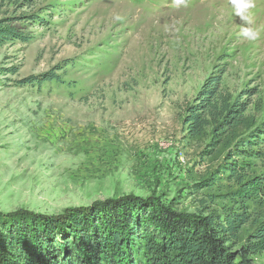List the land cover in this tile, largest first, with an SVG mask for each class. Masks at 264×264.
I'll list each match as a JSON object with an SVG mask.
<instances>
[{
	"label": "rangeland",
	"instance_id": "374dc122",
	"mask_svg": "<svg viewBox=\"0 0 264 264\" xmlns=\"http://www.w3.org/2000/svg\"><path fill=\"white\" fill-rule=\"evenodd\" d=\"M255 3L260 35L249 42L229 0H0V20L29 37L0 45V213L58 215L130 196L241 214L231 247L243 246L264 225V191L249 185L264 177V147L246 143L264 124V0ZM219 71L221 93L246 103L243 118L192 137L187 108ZM45 73L57 78L18 83ZM252 258L264 264V249Z\"/></svg>",
	"mask_w": 264,
	"mask_h": 264
},
{
	"label": "trees",
	"instance_id": "16d2710c",
	"mask_svg": "<svg viewBox=\"0 0 264 264\" xmlns=\"http://www.w3.org/2000/svg\"><path fill=\"white\" fill-rule=\"evenodd\" d=\"M14 39L29 37L0 20V45ZM56 78L45 73L18 83L37 85ZM221 81L222 72H212L187 108L184 124L190 136H199L210 123L216 131L243 118L246 103L222 94ZM250 137L247 144L264 147V124ZM227 171L233 176L235 166ZM249 185L256 194L264 191V177ZM0 218V264H255L252 255L264 249V225L239 249L231 247L245 222L241 214L195 216L130 196L58 215L17 210L0 213Z\"/></svg>",
	"mask_w": 264,
	"mask_h": 264
},
{
	"label": "clouds",
	"instance_id": "9594fccd",
	"mask_svg": "<svg viewBox=\"0 0 264 264\" xmlns=\"http://www.w3.org/2000/svg\"><path fill=\"white\" fill-rule=\"evenodd\" d=\"M173 2L177 8L187 6V0H173ZM229 4L233 9V14L242 21L239 35L249 42L255 41L260 35L259 30L250 26L253 23L251 10L256 7L255 0H229ZM115 19L119 21L122 17L117 15Z\"/></svg>",
	"mask_w": 264,
	"mask_h": 264
},
{
	"label": "bare ground",
	"instance_id": "6f19581e",
	"mask_svg": "<svg viewBox=\"0 0 264 264\" xmlns=\"http://www.w3.org/2000/svg\"><path fill=\"white\" fill-rule=\"evenodd\" d=\"M111 171V170H110Z\"/></svg>",
	"mask_w": 264,
	"mask_h": 264
}]
</instances>
